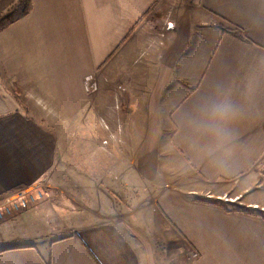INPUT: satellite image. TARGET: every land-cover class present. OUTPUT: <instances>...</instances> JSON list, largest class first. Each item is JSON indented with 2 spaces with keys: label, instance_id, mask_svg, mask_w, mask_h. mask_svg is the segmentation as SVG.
Here are the masks:
<instances>
[{
  "label": "crops",
  "instance_id": "0c3cea01",
  "mask_svg": "<svg viewBox=\"0 0 264 264\" xmlns=\"http://www.w3.org/2000/svg\"><path fill=\"white\" fill-rule=\"evenodd\" d=\"M79 66L123 105L127 131L111 133L98 179H60L75 201L33 197L10 211L17 224L0 211V264H264V0H31L0 28V198L71 166L35 106H52L50 74ZM4 68L36 99L6 95ZM217 96L237 109L229 143L192 121Z\"/></svg>",
  "mask_w": 264,
  "mask_h": 264
},
{
  "label": "rangeland",
  "instance_id": "374dc122",
  "mask_svg": "<svg viewBox=\"0 0 264 264\" xmlns=\"http://www.w3.org/2000/svg\"><path fill=\"white\" fill-rule=\"evenodd\" d=\"M23 8H26V0H16L0 18V28L17 19L22 14ZM167 27L171 26L168 24ZM85 55L89 58L88 54ZM86 57L84 58V66H86L88 61ZM36 61L39 62L40 60L37 59ZM3 71L5 72V68L4 70L2 69L1 72V76L3 77L1 82H3L2 91L6 95L13 96L18 100L20 97V101L23 99V101L27 103H31V100L36 99L32 95L30 97L31 100H29L26 96V92L14 89L12 86V78ZM86 71L87 68L85 67L80 68L79 66L78 70L75 68L71 70L69 67L70 73L63 76L64 80L62 82H59L58 79L55 82V78L57 77L50 74L53 90L49 89L51 86H48L46 94L49 100L47 102L50 105L52 104V106L47 108L40 105H38L39 107L35 106V110L38 111H36L37 114L35 113V115H37L38 119L41 118L43 114H47L52 120H57V122H53V124H48L51 125L54 130L61 133L60 139L64 145L62 149L66 150L65 154L68 159L67 161L68 164L72 162L71 166L67 167L66 164H64L63 175L60 176V173L57 174L59 176L57 181H51L46 177H42L37 182V184H39H36L33 188H28L29 190L24 188V186H20L10 192L11 194H8V196H6L7 193H5L4 196L0 198L3 199L0 202V211H3L4 219L7 218L13 222V218L17 216L14 213L10 214V211H17L18 214H20L23 210L28 211L32 206L36 205L37 202L34 201L33 197H37L40 200H42L41 197H44V201L52 202V200L60 199V196H67L68 199L75 201L76 195L74 193L67 194L61 186L60 179L68 183L72 181V185L76 184V181L86 180L90 182L91 178L98 179L96 176L92 177L91 171H95L94 173L97 175L98 169L105 166L108 162L109 150L114 142L111 133H120V136H123L127 131L128 124L125 120L123 105L119 103V100L114 102L112 99H110V101L106 100V98L104 99V96H102L103 94L98 90L101 81L99 84L97 80L93 81L97 75L92 74L93 71L91 74H85ZM36 77H43V75L36 74ZM84 80L86 84L85 88L83 87ZM42 87L44 89V86ZM99 94L100 96H97ZM64 103L71 105L66 106ZM58 119L61 120L58 121ZM116 138L117 140L120 139L119 136ZM166 175L167 174L164 173V176ZM120 181H122V178H116L115 180V182ZM40 182L44 184L42 185ZM160 183L161 186L165 184L164 181ZM22 197L27 199L25 206L20 205L24 204L23 201H20L19 204H17L21 207H14L17 205L16 201L20 200ZM82 197H84L83 194ZM81 201L78 199V204ZM48 202L47 204H42L43 202L38 203L43 207L44 205L48 206ZM40 215L42 217L44 214L42 213ZM71 216H75V213ZM44 220L48 221L46 218ZM15 223L17 224L18 220L10 224ZM43 225H45L44 222ZM22 226L23 227L20 225L16 226V230H33L34 227L38 228V223H34L30 220ZM11 229L12 228L5 227V232L6 230L11 231ZM49 237L50 235L48 234L47 239H49ZM44 243V241L41 242L43 245Z\"/></svg>",
  "mask_w": 264,
  "mask_h": 264
},
{
  "label": "clouds",
  "instance_id": "9594fccd",
  "mask_svg": "<svg viewBox=\"0 0 264 264\" xmlns=\"http://www.w3.org/2000/svg\"><path fill=\"white\" fill-rule=\"evenodd\" d=\"M237 109L227 97L217 96L205 100L199 105L192 116V121L197 123L212 136L224 143L232 139L230 124L236 118ZM213 164L224 165L223 159L212 161Z\"/></svg>",
  "mask_w": 264,
  "mask_h": 264
},
{
  "label": "built area",
  "instance_id": "2783aa9c",
  "mask_svg": "<svg viewBox=\"0 0 264 264\" xmlns=\"http://www.w3.org/2000/svg\"><path fill=\"white\" fill-rule=\"evenodd\" d=\"M172 25H173V23L170 22V23H169V26H172ZM38 184H39V183H38ZM38 184H37V185H38ZM40 184L43 185L44 183H43V182H40ZM20 201H23V203H24V204H20V205H22V206H25V204L27 203V199H26L25 197H22V198H20V200L16 201V204H17V203L19 204ZM18 204H17V205H18Z\"/></svg>",
  "mask_w": 264,
  "mask_h": 264
},
{
  "label": "trees",
  "instance_id": "16d2710c",
  "mask_svg": "<svg viewBox=\"0 0 264 264\" xmlns=\"http://www.w3.org/2000/svg\"><path fill=\"white\" fill-rule=\"evenodd\" d=\"M30 4H31V0H26V8L24 9H22V14L24 15V14H26L27 13V11H28V9L30 8ZM150 9V8H149ZM149 10H147L146 11V13L148 12Z\"/></svg>",
  "mask_w": 264,
  "mask_h": 264
}]
</instances>
